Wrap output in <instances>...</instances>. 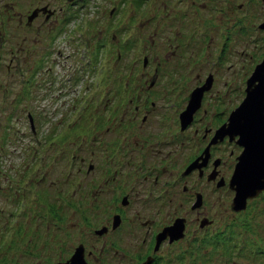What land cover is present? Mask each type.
<instances>
[{
    "label": "flooded vegetation",
    "instance_id": "1",
    "mask_svg": "<svg viewBox=\"0 0 264 264\" xmlns=\"http://www.w3.org/2000/svg\"><path fill=\"white\" fill-rule=\"evenodd\" d=\"M89 1L45 0L42 5H35L24 20L26 27L30 30L35 20L38 21L39 19V27L35 26L33 31L36 34H43L44 36L46 34L55 38L57 36L56 31L62 26L61 21L69 24L75 19V14L81 11L79 20L70 25L69 31L63 38L76 51L75 61L73 59L75 65L72 69L64 68L66 70L65 75L62 76L63 79L59 78V73H56V62L47 64L44 69H40V73L46 75L50 84H55L56 89L61 88L68 97L72 96L69 98L70 106L66 109V114L63 113L58 119L61 126L59 137L63 143L55 144L52 135L47 136L46 140L40 138L30 107L25 109V115L29 128L28 149H32L31 157L36 170L33 176H39V173L42 177L47 173L45 169L46 158L60 160L58 163L64 165L62 176L67 184L62 198L59 197V194L54 195L58 202L64 201L65 193L71 194L74 190L83 195L88 191L91 192L94 185L92 182H86V179L88 176L89 178L93 176V167L96 168V166L101 167L102 170L99 173L95 169V173H99L97 178L100 177V182H97L98 188H100L99 194L102 193L103 188L108 191L110 189L108 198L114 203L107 224L93 230L94 244L92 246L86 248L83 242L76 245V247L82 246L85 263L90 264L86 261L85 255L91 254L97 249L99 243L100 253L97 258H107V264H114L112 259H114L115 254L110 252L119 251L121 254L118 256V260L123 258V264H142L146 261L149 264H155L157 259L161 257L165 246H172V264H180L181 259L179 257L181 254L186 259H193V264L198 260L200 264H203L205 261H212L214 257L218 258L219 263L231 264L232 258H239L247 250L248 255L251 256V249L255 247L251 248L249 244L247 245L249 221L246 212L250 203L258 199V196H255V199H247L245 209L234 210L231 202L235 192L233 193L228 182L233 173L237 156L243 150V145L237 143V136L230 139L227 134L221 135L217 132L221 126L228 122V117L224 121L219 119L221 113L217 115L218 117L206 116L211 114L207 108L211 99L214 98L217 102L224 101L225 97L228 98L227 94L231 85L235 83L234 79L239 78L237 67L230 66L229 75L231 77L226 82H221L223 90L208 91L212 85L214 86L218 77L213 75L211 71L220 66V62L212 60L208 56L202 58L201 55L205 53L201 11L205 6L209 7L211 11L226 13V10L220 6V1L225 2L226 0H217L218 4H215L216 0H169L168 3L161 2V12L153 11L151 29L154 32L159 29L160 21L165 16L168 19L172 16L175 17V10L178 19L184 17L186 20L184 24H186L187 33L184 34L180 43L181 51L184 54L181 55L179 63L181 71L178 72L185 75L174 77L172 72L165 70L164 78L158 77L160 68L155 47L149 50L144 47L145 37L140 34L141 31L135 23L136 21L132 19L133 17L130 18L129 22H125L127 29L122 28L119 35L116 33L115 25L111 23L115 19L118 3L121 6L128 4L131 11H140V16L144 9L152 11L153 5L157 4L158 0H110L111 3L106 10L101 5H97L98 16H106L108 22L103 36L98 34L96 28L101 20L93 22L95 18L92 17L86 6ZM3 6V1L0 0V51L4 48L7 34L5 28L7 22ZM168 26L169 30L162 29L161 31L162 34H165V41H178L181 26L175 27V24L172 27ZM253 27L251 39L259 49L260 58L255 63L254 61L258 56L250 55L248 59H245L251 65L248 71L249 75L246 74L247 77L251 75L264 56V7L259 14L258 23ZM243 30L245 31V29ZM222 32L223 27L218 25L216 33L219 34V37L223 34ZM234 32H237V36L239 32L241 34V27H238ZM118 44L127 50L133 48L129 64L123 75L121 69H117L115 65L110 66L109 60L111 46L116 49L115 57L120 59ZM229 48V46L221 47L219 57L224 55V52L229 51ZM24 49L25 52H29L27 47ZM7 52L11 56L16 54L13 53L11 47ZM54 52L59 58L63 57L62 51L56 50ZM174 53L177 55L175 48ZM240 55L246 57L247 53ZM2 59L3 56L0 54V61ZM203 59L212 68L205 66ZM219 60L221 61L220 58ZM195 63L200 68L207 67V72L189 76V73L195 69ZM139 64L141 70L138 69ZM4 69L9 74L8 77L4 78L6 81L10 80L12 78L11 64L4 65ZM20 71L23 76L18 80L22 79L23 84L16 85L20 86L21 89L30 90V84L33 82L27 74H24L22 70ZM140 78L142 79L140 80ZM192 79L195 83L189 87ZM194 91L199 92L198 107L192 112L195 113L194 115L190 114L188 121L183 120L181 115L186 111L190 95ZM243 92L245 94V88ZM25 94L23 92L13 95L14 97L11 94L12 97L8 99V94L5 92L4 95H0V107L3 105L1 100H4L3 103L10 101V107L14 112L18 108L19 96L24 97ZM156 108H158V112L155 110ZM3 110L0 108V112ZM115 114H120V117L116 120L115 125L110 127ZM155 115L159 124L158 134L154 138L148 139L147 144H137V140H134L135 131L143 129L147 121L150 120L148 118ZM83 120L87 122V125L90 121L89 132L86 134L84 132L76 133L73 137L72 148L63 154L67 150V147L64 146L63 135H68ZM212 120L217 121L218 125L213 124ZM103 121L109 124V127L99 132V123ZM8 128H11V132L16 133L11 124H8ZM216 132L218 138L215 137ZM231 143L237 146L239 151L236 154H233L232 150L228 151L230 156L224 158V161L227 162L228 172L216 182L214 180V168L220 163L221 157H214V153H216L214 149H219L221 145H231ZM187 150L191 152L189 156H187ZM151 152L156 155L159 153L161 156L157 155L153 158ZM184 153H186L185 157H189L185 162L182 155ZM209 157H211L212 168L210 173L204 174V171L211 165ZM94 160L95 164L93 165ZM29 167L32 168V165ZM27 176H30L28 168L25 170L24 178ZM202 181L214 199V195L220 194V191L224 193L225 198H227V194H231V205L224 208L223 214L229 212L228 210L232 211L239 223L245 224L244 234L241 235V229L239 232L236 231V234L227 231L221 236L220 221L222 215L215 210L222 205L218 201L220 196H216L213 203L215 207L212 209L215 213L211 216L210 209L206 204L207 195L203 191ZM36 189V186H29V182L26 181L24 184H20L19 194L15 195L16 206L12 212H7L11 213L9 220L5 224H1L0 243L2 245L9 241L12 232L21 226L19 222L24 221V227H27L30 223L33 224V219L39 218L35 209H30V205L35 203L37 199ZM95 194H93L94 197ZM187 195H190L188 200H186ZM43 218L48 217L43 216ZM223 222L225 224L227 219H224ZM251 230L255 234L253 224ZM112 235H116L117 238L110 239ZM103 238L102 242L99 241ZM107 241L109 245L105 244ZM176 242H180L182 245H192L200 252L197 250L191 252L188 248L182 250L175 246ZM76 247H73L70 256L64 260H56V262H65L74 254ZM260 249L264 251L263 246L262 248L259 247L258 250ZM34 255L40 257L36 252ZM37 262L40 263L39 260Z\"/></svg>",
    "mask_w": 264,
    "mask_h": 264
},
{
    "label": "rangeland",
    "instance_id": "2",
    "mask_svg": "<svg viewBox=\"0 0 264 264\" xmlns=\"http://www.w3.org/2000/svg\"><path fill=\"white\" fill-rule=\"evenodd\" d=\"M4 4L5 19L7 22L5 44L2 54L3 59L0 61V92L6 91L8 94V99L13 95L26 93L24 97L19 96L18 108L14 112L10 107V101L3 103L1 107L4 108L3 112H0V236L2 234V225L9 220L10 214L8 211L12 210L16 206L15 195L19 194L20 184H24V181L29 182V186H36L37 199L35 203L30 205V209L34 208L37 212V220L33 219V224H29L27 227H24V221L19 222L21 226L12 232V236L9 241L5 242L3 245L0 243V264H51L56 262V260H64L70 253L73 251V247H76L77 243L83 242L86 245V248H89L94 244V229L99 228L101 225L107 224L110 214L112 213V206L114 202H111L108 198L110 194L107 189H102V193L99 194L97 182H100V177L97 178L98 174L102 172L101 167H93V176H89L86 179V182H92L94 189L91 192H87L84 195L78 194L77 190H74L71 194L65 193L64 201L58 202L55 198V194H59V197H63L64 189L66 187L67 181L62 176V168L64 165L58 163L60 160H53L46 158L45 169L47 173L42 177L41 174L34 175L36 171L32 159V149H28V126H27V117L25 115V109L30 107L35 118V127L38 129L39 137L43 140H46L47 136L52 135L55 140V144L63 143L60 139V124L59 118L65 113L66 109L70 106L69 101L70 97L63 93L61 88L56 89L55 84H50L47 80L46 75L41 74L40 69H44L47 64L56 65V73H59V78L63 79L66 69H72L75 65L76 51L71 44L64 41V35L69 31V27L72 23L79 20V15L81 13L77 12L75 14V19L70 21L69 24L61 21V26L58 31H56L57 36L55 38L45 36L42 34H36L33 29L35 26L39 27L38 21L35 20L34 24L30 30L25 25V16L31 12L32 8L39 4L42 5L45 0H2ZM165 1L168 3L169 0H158L157 4L153 5L152 11L144 9L142 14L139 16L140 11H131L128 4L121 6L118 3L116 7L115 19L111 21L112 24L116 27V33L120 34L121 29L126 28V21H130L131 17L135 20L138 28L140 29L142 36L145 37L143 42L146 49H151L155 47L157 61L159 62V78H164V71L168 70L172 72L175 76H183L185 74L178 72L181 71L179 66L181 55L184 52L181 51L180 43L184 37V34L187 33L185 29L184 22L185 18L178 19L176 17L177 11H174L175 17L167 18L160 21L159 29L154 32L151 29V17L152 13L155 10L161 12L162 4L161 2ZM111 1L108 0H90L86 6L88 7L92 17L94 16L97 22L101 20L99 25L96 27L98 34H104V29H107V17H99L97 14V5H101L108 9ZM215 4H218V1H215ZM220 6L223 10H226V13L221 14L216 10L211 11L209 7H205L201 11V23L203 26L204 34V45L205 53H202L203 57H210L212 60L219 61L217 68H214L211 72L213 75L218 76L214 86L212 85L208 91L223 90L221 82H226L231 76L229 75L230 66H236L238 70V79H234L235 83L231 85L229 92L226 98L222 102H217L216 99H211L208 105L209 112L206 116H217L220 113V120L226 121L231 110L237 108L240 100L244 95L245 80L247 75H249V67L251 66L246 62L245 59H248L250 55L257 57L254 63L259 60L260 55L258 48L253 43L251 35L254 31L253 25L258 23L259 14L262 12L264 7V0H226L225 2L220 1ZM229 12V13H228ZM228 13V14H227ZM24 21V23H23ZM68 21V20H67ZM176 25L175 27L181 26L180 39L175 42H166L165 34H162V29L169 30V26ZM218 25L223 27V34L219 37V34L216 33V28ZM238 27H241V34L237 36L235 33ZM245 27V28H243ZM253 27V29H252ZM245 29V31L243 30ZM34 32V33H33ZM208 38L210 39L208 41ZM232 39V40H231ZM153 44V46H151ZM93 46V43H92ZM120 49V59L116 56L115 47L111 46L109 50V60L110 66L115 65L117 69H121L122 75L125 73V68L128 66L131 55L133 53V48L127 50L119 45ZM229 46V51L224 52L221 57H219L220 48ZM11 47L13 49V56L7 52ZM24 47L29 49V52H25ZM94 47V46H93ZM174 48L177 51V55L174 53ZM5 50V52H3ZM56 50L63 52V57L59 58L55 55ZM172 51V52H171ZM247 53V56H241L240 54ZM174 53V54H173ZM221 59V61L219 60ZM244 58V59H243ZM74 59V61H73ZM248 61V60H247ZM205 66L208 64L207 61L203 59ZM11 64L12 68V78L7 80L2 74L4 71V65ZM96 64V63H95ZM208 68L212 66L207 65ZM64 68H66L64 70ZM140 69V64L138 67ZM18 70H22L24 74H27L30 80L33 82L30 84L31 89H21L20 86H17L18 79L23 75L17 73ZM64 70V71H63ZM150 71V70H149ZM207 72V67H202L195 63L194 71L189 73V76H196V74H204ZM17 73V74H16ZM247 74V75H246ZM142 78H140L141 80ZM20 83V81H19ZM195 81L193 79L190 82V85H194ZM188 87V88H189ZM62 90V91H61ZM1 94V93H0ZM12 94V96H10ZM199 92L196 93V95ZM14 97V96H13ZM3 99V97H1ZM13 99V98H12ZM216 105V107H213ZM158 112V108L155 109ZM12 112V113H11ZM193 114V113H192ZM191 114V115H192ZM195 114V113H194ZM193 114V115H194ZM114 120L110 123V127L115 125L116 120L119 119L120 114L114 115ZM218 117V116H217ZM113 116L111 117V119ZM110 119V120H111ZM143 129H137L134 133V140H137V144H147L148 139L154 138L158 134L159 124L156 121V115L148 118ZM125 120V119H124ZM213 121V120H212ZM218 125L217 121H213V124ZM8 124L12 125L15 132H11V128H8ZM90 125V121H88ZM89 125L83 120L77 127L73 128L68 135H63L65 141L64 146L67 147V150L63 153L66 154L68 149L72 148L73 137L77 133L84 132L85 134L89 132ZM99 132H102L109 127V124L106 122L99 123ZM219 128V127H218ZM217 128V129H218ZM220 129L217 130L219 132ZM217 132L215 137L218 138ZM24 140V141H23ZM30 141V140H29ZM54 144V145H55ZM213 150V148H212ZM214 157H221L220 163L214 168L215 176L214 180L217 182L221 177H224L227 174V162L224 161V158L230 156L228 154L229 150H232L233 154H236L239 150L237 146L231 145L225 146L221 145L219 149H214ZM187 156L191 154L190 150L186 151ZM186 153L183 155V161L185 162L187 157ZM153 158L161 154H153ZM211 155H213L211 153ZM210 155V156H211ZM78 158H80L77 155ZM212 157V156H211ZM209 157V162L211 161ZM208 169L204 171V174L210 173L212 168V162H210ZM95 164V160L93 165ZM32 165V168L29 167ZM28 168L30 170V176H25V170ZM95 169L99 172L95 173ZM190 174V173H189ZM81 175V173H80ZM40 177V178H39ZM24 179V180H23ZM29 179V181H27ZM23 180V181H21ZM203 191L207 195L206 204L210 209L209 213L212 216L215 211V205L213 204L216 196H220L221 207L216 208L219 214L222 215L221 224V236L225 232L230 231L233 234H236V231L239 232L242 229L241 235L244 234L245 224H240L236 219V215L232 214V211L228 210L223 214L224 208H227L231 205L230 198L231 194H227L225 198L224 193L220 191V194H215V199L213 195L206 190V184L204 181L201 182ZM86 184V183H85ZM87 188L88 185L86 184ZM108 191V192H107ZM96 193V194H95ZM95 194V197L94 195ZM186 196V195H185ZM258 199L252 201L247 209V219L249 221V228L252 227V224L255 228V234L252 230L249 229V235H247V245L250 247L257 248V251L262 246L264 247V191L263 193L257 194ZM58 198V199H60ZM190 195H187L188 200ZM102 199V201H101ZM111 209V211H109ZM133 209V208H132ZM219 209V210H218ZM218 217L220 215L215 214ZM47 216L48 218H43ZM36 217V215H35ZM227 219V222L224 224L223 220ZM252 223V224H251ZM237 226H234V225ZM231 229V230H230ZM251 231V232H250ZM117 238L116 235L110 236V239ZM103 239L99 241H103ZM100 244V243H99ZM99 244H97V249L91 252V254L85 255V259L90 264H107L108 259L105 257L97 258L99 255ZM109 245L108 241L105 243ZM175 246L184 249L188 248L190 251L199 249L193 248L192 245H182L180 242H176ZM172 246H165L163 248L161 257L157 259L155 264H172L171 260L173 258V253L171 251ZM209 247V245H207ZM248 247V246H247ZM246 247V248H247ZM96 248V247H94ZM36 252L37 257L34 255ZM39 252V253H38ZM115 254L114 264H123V258L119 261L118 256L121 252H110ZM46 254V255H45ZM258 255V254H257ZM46 256V258H45ZM257 256L248 255V250L242 253L238 258H232L230 261L231 264H263L264 259ZM37 258V260H35ZM181 259L180 264H193V259H186V257H179ZM262 259V260H261ZM40 261L38 263L37 261ZM200 261L203 262L202 259ZM194 264H200L199 260L194 262ZM203 264H222L218 262V258L214 257L212 261H205Z\"/></svg>",
    "mask_w": 264,
    "mask_h": 264
},
{
    "label": "water",
    "instance_id": "3",
    "mask_svg": "<svg viewBox=\"0 0 264 264\" xmlns=\"http://www.w3.org/2000/svg\"><path fill=\"white\" fill-rule=\"evenodd\" d=\"M245 85V97L230 112L228 122L218 132L221 135L227 134L230 139L237 136V143L243 145L229 181L235 192L232 200L234 210L244 208L247 197H253L264 190V57L256 65ZM195 93L194 91L190 95L186 111L181 115L183 120H187L198 107L200 98ZM73 253L65 262L55 264H87L83 259L81 245Z\"/></svg>",
    "mask_w": 264,
    "mask_h": 264
},
{
    "label": "bare ground",
    "instance_id": "4",
    "mask_svg": "<svg viewBox=\"0 0 264 264\" xmlns=\"http://www.w3.org/2000/svg\"><path fill=\"white\" fill-rule=\"evenodd\" d=\"M249 229H251V228H249ZM251 232V231H250Z\"/></svg>",
    "mask_w": 264,
    "mask_h": 264
}]
</instances>
